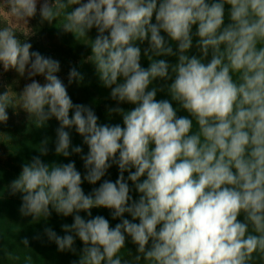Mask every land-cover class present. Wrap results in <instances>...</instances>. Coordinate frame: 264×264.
<instances>
[{
    "label": "clouds",
    "instance_id": "clouds-1",
    "mask_svg": "<svg viewBox=\"0 0 264 264\" xmlns=\"http://www.w3.org/2000/svg\"><path fill=\"white\" fill-rule=\"evenodd\" d=\"M0 11V71L28 81L0 92V125L10 108L38 129L54 119V155L83 163V176L73 160L46 163V137L7 186L31 223L72 217L63 235L44 228L48 243L74 264H264V0H0ZM37 15L90 49L122 123L73 103L83 75L72 67L65 84L60 62L32 50ZM19 246L23 259L3 257L34 264L29 239Z\"/></svg>",
    "mask_w": 264,
    "mask_h": 264
},
{
    "label": "rangeland",
    "instance_id": "rangeland-1",
    "mask_svg": "<svg viewBox=\"0 0 264 264\" xmlns=\"http://www.w3.org/2000/svg\"><path fill=\"white\" fill-rule=\"evenodd\" d=\"M39 8V5H38ZM7 17L0 11V24L7 23ZM55 23V22H54ZM28 27L33 30V34L29 37L32 44V50L39 51L44 56L52 57L60 62L61 70L59 77L67 84V76L70 68L76 67L83 75V82L80 85L73 83L68 87V94L74 104H84L93 107L100 123H122L117 116L111 118L107 115V109L114 106V101L109 99V91L104 89L95 74L94 66L87 62L90 55V49L78 43L71 34H64L58 30L54 24L41 23L39 15L29 21ZM95 37V30L90 34ZM171 60V58H169ZM144 67H147L146 60L141 61ZM41 83L43 78L38 77ZM28 81L24 78H18L16 73L9 71L3 73L0 71V92H3L6 86H11L12 90L17 94L23 89ZM165 98L162 94L157 99ZM126 110L131 106L122 105ZM9 120L6 125H0V264H17L10 259L3 257V253L11 252L13 255H19L21 259L26 254L20 241L24 238L29 239V248L32 250L34 264H74L78 259V255L72 253H60L56 250V246L48 243L43 236L44 228L51 227L59 235L64 233L61 227L64 224H71L72 217H59L53 213L47 220L39 223H31V218H22L19 215V207L21 200L19 195L13 197L7 192V186L18 177L22 163L30 160L33 156L38 155L35 151L38 144L44 139L49 138L48 155L42 159L46 163H68L69 160L75 161L76 168L84 174L83 163L79 156H72L69 160L63 157H56L53 150V142L55 140V129L58 127L57 122L53 119L48 122L46 128L38 129L35 124L29 120L27 114L17 109L15 112L8 109ZM182 114V113H181ZM73 145H82L81 138L72 133ZM84 153L87 147L83 146ZM118 170L115 166L109 169V172L103 179L115 181ZM102 182V181H101ZM87 183L82 184L84 192L89 193L93 187ZM135 196V194H133ZM83 216L84 214L81 213ZM92 215H103L109 219L110 225L115 226L119 221L111 220L109 211L106 209H93ZM39 236V239L34 237ZM82 245L76 241L75 248L79 253ZM126 247L132 252L135 248L130 243Z\"/></svg>",
    "mask_w": 264,
    "mask_h": 264
}]
</instances>
